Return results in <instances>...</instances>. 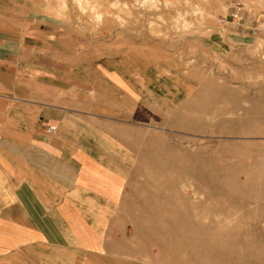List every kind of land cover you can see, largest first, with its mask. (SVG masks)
<instances>
[{
	"label": "rangeland",
	"instance_id": "374dc122",
	"mask_svg": "<svg viewBox=\"0 0 264 264\" xmlns=\"http://www.w3.org/2000/svg\"><path fill=\"white\" fill-rule=\"evenodd\" d=\"M56 1L55 17L87 32V60L107 47L139 102L155 263L264 264V27L243 50L217 53L214 37L231 29L224 0ZM108 91V107L131 116L135 102Z\"/></svg>",
	"mask_w": 264,
	"mask_h": 264
},
{
	"label": "crops",
	"instance_id": "0c3cea01",
	"mask_svg": "<svg viewBox=\"0 0 264 264\" xmlns=\"http://www.w3.org/2000/svg\"><path fill=\"white\" fill-rule=\"evenodd\" d=\"M224 1L248 13L211 46L241 51L264 7ZM58 4L0 0V264H156L144 223L155 215L140 209L150 202L139 192V102L107 47L87 60V32L56 18ZM108 89L135 102L131 116L108 107ZM145 137L154 151L155 134Z\"/></svg>",
	"mask_w": 264,
	"mask_h": 264
},
{
	"label": "built area",
	"instance_id": "2783aa9c",
	"mask_svg": "<svg viewBox=\"0 0 264 264\" xmlns=\"http://www.w3.org/2000/svg\"><path fill=\"white\" fill-rule=\"evenodd\" d=\"M230 8V7H229ZM232 9H234L233 12H230L227 16V18L233 20L236 24V26H239L240 22L242 21L243 17L245 16V14H247V6L243 3L240 2H235L232 7ZM49 132H53L54 131V127H49L48 128Z\"/></svg>",
	"mask_w": 264,
	"mask_h": 264
}]
</instances>
